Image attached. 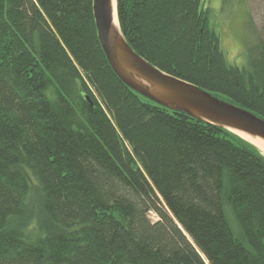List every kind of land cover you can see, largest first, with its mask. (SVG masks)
Returning <instances> with one entry per match:
<instances>
[{"label": "trees", "instance_id": "1", "mask_svg": "<svg viewBox=\"0 0 264 264\" xmlns=\"http://www.w3.org/2000/svg\"><path fill=\"white\" fill-rule=\"evenodd\" d=\"M202 1L118 0L121 31L264 119V36L229 64ZM93 16L0 0V264H264L262 152L127 87Z\"/></svg>", "mask_w": 264, "mask_h": 264}, {"label": "water", "instance_id": "2", "mask_svg": "<svg viewBox=\"0 0 264 264\" xmlns=\"http://www.w3.org/2000/svg\"><path fill=\"white\" fill-rule=\"evenodd\" d=\"M117 7L118 0H93V17L103 52L127 87L156 104L222 127L250 144L238 132L264 139V119L254 112L164 73L136 53L121 31Z\"/></svg>", "mask_w": 264, "mask_h": 264}, {"label": "rangeland", "instance_id": "3", "mask_svg": "<svg viewBox=\"0 0 264 264\" xmlns=\"http://www.w3.org/2000/svg\"><path fill=\"white\" fill-rule=\"evenodd\" d=\"M202 7L209 11L210 25L220 35L228 63L247 66L248 47L264 36V0H203ZM150 219L155 222L158 217L152 214Z\"/></svg>", "mask_w": 264, "mask_h": 264}, {"label": "bare ground", "instance_id": "4", "mask_svg": "<svg viewBox=\"0 0 264 264\" xmlns=\"http://www.w3.org/2000/svg\"><path fill=\"white\" fill-rule=\"evenodd\" d=\"M115 3V1H114ZM118 26V20L115 18L114 22ZM240 136H243L246 140L252 142L253 145H255L257 148L261 149V151L264 153V139L259 137H253L251 135H248L246 133L238 132Z\"/></svg>", "mask_w": 264, "mask_h": 264}]
</instances>
